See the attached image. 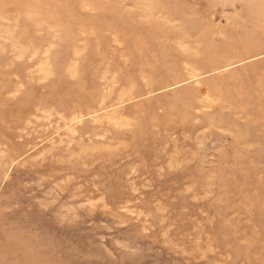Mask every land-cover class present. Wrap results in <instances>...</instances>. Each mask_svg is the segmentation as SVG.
Listing matches in <instances>:
<instances>
[{
  "label": "rangeland",
  "instance_id": "374dc122",
  "mask_svg": "<svg viewBox=\"0 0 264 264\" xmlns=\"http://www.w3.org/2000/svg\"><path fill=\"white\" fill-rule=\"evenodd\" d=\"M0 264H264V0H0Z\"/></svg>",
  "mask_w": 264,
  "mask_h": 264
}]
</instances>
